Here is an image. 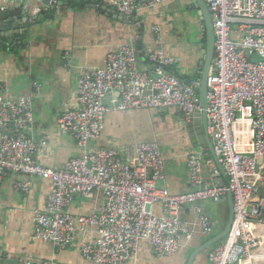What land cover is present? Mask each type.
I'll list each match as a JSON object with an SVG mask.
<instances>
[{
    "label": "built area",
    "instance_id": "obj_1",
    "mask_svg": "<svg viewBox=\"0 0 264 264\" xmlns=\"http://www.w3.org/2000/svg\"><path fill=\"white\" fill-rule=\"evenodd\" d=\"M164 1L113 0L112 5L129 15ZM206 2L215 33L214 62L207 76V128L229 185L205 177L204 149L187 156L192 188L174 194L159 184L166 178V166L157 140L122 148L90 146L104 130L109 111L172 107L186 120L203 111L198 77L186 81L169 70L178 57L147 46L143 52L152 69L140 68L137 44L125 42L106 57L103 67L79 69L74 101L64 106L59 125L82 153L62 168L43 165L36 157L32 129L40 84L34 81L33 93L13 99L0 92V183L9 172L27 176L14 183L23 192L31 189L28 177L52 182L45 208L34 215L35 237L61 250L83 234L80 251L93 264L136 259L142 243L156 256L168 257L196 233L213 234L212 217L201 202H220L230 191L233 221L226 239L209 248L208 264H264V0ZM4 8L0 3V14ZM95 193L104 200L90 214L67 210L77 194ZM188 204L196 212L192 223L180 215Z\"/></svg>",
    "mask_w": 264,
    "mask_h": 264
},
{
    "label": "crops",
    "instance_id": "obj_2",
    "mask_svg": "<svg viewBox=\"0 0 264 264\" xmlns=\"http://www.w3.org/2000/svg\"><path fill=\"white\" fill-rule=\"evenodd\" d=\"M58 1L56 9H50L51 4L44 9L48 15H54L51 19L42 13L43 0H0L5 7L0 20L8 22L11 17L9 25L14 27L11 38L8 35L3 42L0 35V92L13 99L33 93L34 81L40 84L41 89L34 97L32 129L37 144L36 157L43 165L57 169L62 168L72 156L82 153L75 138L62 131L59 125L64 106L74 101L81 67H103L106 57L119 45L134 41L139 49L140 68L152 69L143 49L159 46L166 54L179 58V62L169 70L188 81L201 75L205 49L202 30L205 22L198 17L197 8L191 0H165L154 7H144L134 12V20L127 22L113 12L116 10L113 0ZM184 6L194 14L193 22L197 25L193 34L179 23L180 10ZM28 23L35 25L27 29L25 36L24 25ZM0 28H5L4 24H0ZM184 117L172 107L109 111L104 130L90 141V146L122 148L129 143L157 140L165 155L166 166V178L159 184L167 186L174 194L192 188L187 156L192 151L204 149V175L218 183L222 174L220 171L217 174L216 163L207 162L214 157L199 135L203 131L202 120L195 119L189 126V120ZM25 178L26 175L9 172L0 183V264H25L27 260L93 264L80 251L83 234L61 250L51 242L34 236V215L45 208L52 182L28 177L32 182L29 192L15 189V181ZM261 191L264 193V182ZM103 200L101 193L90 196L77 194L67 210L75 215L90 214L94 206ZM201 204L212 217L214 235L215 230L222 229L226 224L228 203L225 200H208ZM156 210L160 211L159 205ZM180 215L189 223L196 219L192 204L186 205ZM212 235L198 232L192 240L184 241L176 254L168 257L156 256L147 244L142 243L138 257L121 264H186L189 257H186L187 250L194 249L206 240L204 237ZM208 250L198 255L194 264H208Z\"/></svg>",
    "mask_w": 264,
    "mask_h": 264
},
{
    "label": "water",
    "instance_id": "obj_3",
    "mask_svg": "<svg viewBox=\"0 0 264 264\" xmlns=\"http://www.w3.org/2000/svg\"><path fill=\"white\" fill-rule=\"evenodd\" d=\"M19 1V0H18ZM45 5L43 6L42 13L45 15V17H50L51 19L54 17V15H48V13L44 10L45 7L48 4H51L52 10L56 9V3L59 4L60 1L58 0H43ZM192 4L197 8V13L198 17L200 19H203L205 24V49H204V55L202 58V64H203V69L201 72V75L198 77L200 84H199V96H200V102L203 107V111L200 113H196L193 115L190 120L188 125L191 126L193 122H195V119H201L203 123V131L199 132V135H201L206 143L208 144L210 151L214 157V160L217 164V169L220 171L222 174V177L219 178L217 181L219 184H226L229 185V178L227 174L225 173L223 166L219 162V158L216 155L213 147V143L211 140L210 135L207 133V108H208V98H207V75L209 70L211 69L213 62H214V44H215V33H214V26H213V21H212V15L211 12L208 8L206 0H191ZM114 13H117V16L125 22L127 21H132L136 18L135 14H124L122 12H117L116 10H113ZM1 15V14H0ZM12 21V18L10 17L8 19V22H5L4 19L0 20V24H4L5 28H0V35L2 36V41L4 42V37L10 36L12 37V28H14L12 25L10 26V22ZM37 22V21H36ZM35 25L33 24H25V30H23V34L27 36V29L30 30V28ZM223 200L227 201L228 206H229V217L226 226L222 231H220L217 234H214L210 237H207L206 240H204L200 245L197 247H194L193 251L190 253L189 257L187 258L186 264H194V262L197 260L198 255L201 253L205 252L208 250L213 244L217 243L218 240L222 239L223 237L226 236L228 233L231 223L233 221V214H234V207H233V195L232 192L228 191L227 194L223 197Z\"/></svg>",
    "mask_w": 264,
    "mask_h": 264
},
{
    "label": "rangeland",
    "instance_id": "obj_4",
    "mask_svg": "<svg viewBox=\"0 0 264 264\" xmlns=\"http://www.w3.org/2000/svg\"><path fill=\"white\" fill-rule=\"evenodd\" d=\"M193 17H194V14H193V11L191 9H186V6L182 7L181 10H180V26L183 27V29H186V31L190 34H193L195 33L196 31V23L193 22ZM233 26H236L235 24H233ZM256 59H258V56L256 57ZM251 151V149H250ZM228 214H229V210H228V207H227V210H226V224H227V221H228ZM225 224V226H226ZM224 226V227H225ZM224 227L222 229H219L218 231L215 230L214 234H217L218 232L222 231L224 229ZM218 228V227H217ZM207 237H204L203 239H206ZM226 239V236L223 237L222 239L218 240L217 243H220L222 241H224ZM215 243V244H217ZM213 244V245H215ZM212 245V246H213ZM211 248V247H210ZM193 251V247L189 248L186 252V257H188L190 255V253ZM207 251V250H206Z\"/></svg>",
    "mask_w": 264,
    "mask_h": 264
},
{
    "label": "trees",
    "instance_id": "obj_5",
    "mask_svg": "<svg viewBox=\"0 0 264 264\" xmlns=\"http://www.w3.org/2000/svg\"><path fill=\"white\" fill-rule=\"evenodd\" d=\"M2 13H3V12H2ZM2 13H1V14H2Z\"/></svg>",
    "mask_w": 264,
    "mask_h": 264
},
{
    "label": "bare ground",
    "instance_id": "obj_6",
    "mask_svg": "<svg viewBox=\"0 0 264 264\" xmlns=\"http://www.w3.org/2000/svg\"><path fill=\"white\" fill-rule=\"evenodd\" d=\"M208 76V75H207Z\"/></svg>",
    "mask_w": 264,
    "mask_h": 264
}]
</instances>
